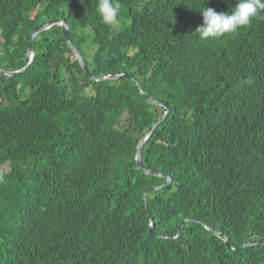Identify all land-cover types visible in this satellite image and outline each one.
I'll return each instance as SVG.
<instances>
[{"label":"trees","instance_id":"16d2710c","mask_svg":"<svg viewBox=\"0 0 264 264\" xmlns=\"http://www.w3.org/2000/svg\"><path fill=\"white\" fill-rule=\"evenodd\" d=\"M203 2L220 12L236 0H120L107 44L85 61L94 77L132 69L140 81L148 69V95L172 99L141 148L170 187L144 198L166 178L144 173L135 149L165 108L55 56L48 32L8 75L66 0H0V264H264V11L200 40ZM96 3L82 0L95 29Z\"/></svg>","mask_w":264,"mask_h":264},{"label":"clouds","instance_id":"9594fccd","mask_svg":"<svg viewBox=\"0 0 264 264\" xmlns=\"http://www.w3.org/2000/svg\"><path fill=\"white\" fill-rule=\"evenodd\" d=\"M71 2L77 3L79 8H74L71 5H65L64 8L68 11L79 12V16L83 18V21L76 20H66V19H53V21H57L58 23H63L66 27L64 34L69 38L68 42L71 43L78 53L81 55L77 46V43L80 44V38L84 36L88 44L92 42V35H96L95 26L92 24L91 18L88 14L82 15L85 11L82 5V0H70ZM121 8L120 0H97L96 3V11L100 16L101 20L98 23H104V25H115L118 20L119 11ZM202 14V24L197 26L195 29V33L199 37L200 40H207L209 38H220L225 34L235 35L238 29L242 27H246L250 25L251 21L258 16L261 11H264V0H236L233 7H231L228 11H220L217 12L211 7H206L203 2V7L199 9ZM34 14V13H33ZM62 30V27L57 26L56 24L53 26H49V29H45L48 35V39L53 42V47H55V51L52 52L55 56H63L64 59L67 60L69 53L67 51L57 52V50H63L64 47L61 45L60 34L57 33L56 30ZM63 31V30H62ZM58 36L60 40V45H57L53 38ZM87 36V37H86ZM35 40V39H34ZM67 42V45H68ZM34 41L32 42V44ZM69 46V45H68ZM70 47V46H69ZM94 52L96 53V49L94 48ZM133 50L130 49L128 52L129 55H132ZM30 56V55H29ZM82 57V55H81ZM29 67L30 62H27ZM60 66H64L65 62L59 61ZM53 65V61L51 63V67ZM23 68V67H22ZM20 68V69H22ZM26 68V69H27ZM163 68V66H162ZM18 69V70H20ZM9 71H17V70H9ZM116 75V73H108L103 76ZM146 79H150L152 76V72L148 69L145 70L144 76ZM172 99L165 101L163 108H165V112L160 116H165V113L170 109L169 105H172ZM0 106H5V102L0 100ZM151 131L148 130L142 138H148ZM149 234V232H148ZM149 235H152L151 233ZM229 244V243H228Z\"/></svg>","mask_w":264,"mask_h":264},{"label":"rangeland","instance_id":"374dc122","mask_svg":"<svg viewBox=\"0 0 264 264\" xmlns=\"http://www.w3.org/2000/svg\"><path fill=\"white\" fill-rule=\"evenodd\" d=\"M65 5H71V6H73L74 8H79V6H78V4L77 3H74V2H71L70 0H66V3L62 6V7H59V9H56V11H55V13H54V15H53V17L51 18V19H49V20H46L45 22H44V24L46 23V22H48V21H51V20H53V19H66V20H76V21H83V18H81L80 16H79V12H73V11H68V10H66L65 8H64V6ZM95 26V25H94ZM97 29H95L96 31V35H97V39H96V41L95 42H91L90 44H89V47L87 48V50H88V52H87V55H84V54H82L81 53V55H82V59H83V61H84V63H85V65H86V68L88 69V67H87V64H86V62L87 61H94L95 60V56L97 55V53H98V51L100 50V48H101V46L103 45V44H107V40H106V38L104 37L105 35H106V33L108 32V30H110V31H112V27L111 26H114V25H104V23H98L97 24ZM38 29H40V27L38 28ZM37 29V30H38ZM57 31V33H59L60 34V36L64 39V43L66 44V46H67V48L70 50V52H68L67 50H65V49H63V50H57V52H62V51H67L69 54L71 53L72 55V57L74 58V59H76L77 61H78V63H79V65L81 66V64H80V62H79V60H78V58H77V56L74 54V52L72 51V49H71V47H69L68 45H67V41H68V37L64 34V32L62 31V30H56ZM46 31L45 30H43V31H40L39 32V34L37 35L38 36V40L40 39V35L42 36V34H44ZM97 32H99V34L100 35H98L97 34ZM36 33V32H35ZM37 36H36V38L35 39H37ZM44 37V36H43ZM43 37H41V38H43ZM104 37V38H103ZM102 38V39H101ZM44 39L45 40H48V35H46L45 37H44ZM100 39V41H98ZM211 39H213V38H209V39H207V40H211ZM84 41H86V38L84 37V36H82L81 38H80V44H79V42L77 43V46H80ZM90 47H92V48H95L96 49V53L94 52V53H92L91 52V49H90ZM34 50V49H33ZM35 52V51H34ZM85 56L87 57V58H85ZM86 61V62H85ZM88 63V65H91V63H89V62H87ZM188 66L189 67H193V65H190V62L188 63ZM81 68H82V66H81ZM165 69V68H164ZM88 71L90 72V74H88V75H90L95 81H104V80H109V81H116V80H121V79H126V80H129V81H132V82H134L135 83V85L137 86V88H138V90H139V93L140 94H142V95H144V96H147V101L149 102V103H151V104H153V105H156V106H164V103H165V101H163V103L162 102H159L158 100H156V99H153L152 97H150L148 94V92H147V90L145 89V85L144 84H146V82H147V77H143L142 79H140V81L138 80V78L136 77V76H134L133 75V71H132V69H130L128 72H117L116 73V75H118V76H120L119 78H117V79H103V78H106V76H98V77H94V76H92L91 75V71L88 69ZM165 71H166V69H165ZM24 72V71H23ZM21 74V73H20ZM62 78H63V81H64V79H67L65 76H64V74H63V76H62ZM91 90L92 89H90V87H87V88H84V91H83V93L84 94H86V95H91ZM165 94L164 93H162V94H158V95H156V98H158V97H163ZM152 101H153V103H152ZM171 102V101H170ZM156 103H158V104H156ZM171 103H173V102H171ZM6 104H8V100H5V105ZM18 108H21V107H25L26 106V104H20V103H18L17 105H16ZM170 110V109H169ZM168 110V111H169ZM168 114V112L165 114V116H164V118L160 121V122H162L164 119H165V117H166V115ZM161 117L159 116L158 118H157V120L152 124V126H151V133H152V131L156 128V126L160 123H157V121L160 119ZM131 121V116H130V114L129 113H125V114H123L122 116H121V121H120V123H119V125H118V128L119 129H122V128H124L125 126H127L128 125V123ZM157 123V124H156ZM156 124V125H155ZM150 133V134H151Z\"/></svg>","mask_w":264,"mask_h":264},{"label":"water","instance_id":"95a60500","mask_svg":"<svg viewBox=\"0 0 264 264\" xmlns=\"http://www.w3.org/2000/svg\"><path fill=\"white\" fill-rule=\"evenodd\" d=\"M56 23H58L57 21H53V20H51V21H48V22H46L45 24H43L41 27H40V29H38L37 31H36V33L34 32L33 34H32V36H31V38H30V40H29V42H28V44H27V48H26V56H27V58H28V62H31L32 60H33V56H34V54H35V52H34V50H33V48H32V42L34 41V39L36 38V36L39 34V32L40 31H43V30H45V29H47V27H49V26H53V25H55ZM62 30H63V32L65 31V28L64 27H62ZM68 42V41H67ZM68 45L71 47V49H72V51L74 52V54L77 56V58H78V60H79V62H80V64H81V66H82V69L84 70V72L86 73V74H90V72L88 71V69L86 68V65H85V63H84V61H83V59H82V57H81V55L78 53V51L76 50V48L71 44V43H69L68 42ZM30 55V56H29ZM27 66H28V64H26L22 69H20V70H17V71H6L7 72V74L8 75H10V76H16V75H18V74H20V73H22L24 70H26V68H27ZM1 70V69H0ZM120 76H118V75H110V76H108V77H106V78H103V79H117V78H119ZM152 103H153V101H152ZM156 104H158V103H156ZM168 112V111H167ZM166 112V113H167ZM165 113V114H166ZM164 118V116H162L158 121H157V123H159L162 119ZM156 123V124H157ZM155 124V125H156ZM142 140H143V138H142ZM142 140L139 142V144H138V146H137V149H136V158H137V163L142 167L143 166V163H142V159H141V152H140V147H141V145H142ZM167 183V182H166ZM145 195V194H144ZM179 231H180V229H179ZM151 232L149 231V234H150ZM226 243H228V239H226Z\"/></svg>","mask_w":264,"mask_h":264},{"label":"bare ground","instance_id":"6f19581e","mask_svg":"<svg viewBox=\"0 0 264 264\" xmlns=\"http://www.w3.org/2000/svg\"><path fill=\"white\" fill-rule=\"evenodd\" d=\"M56 24H59L58 26L59 27H64L65 28V30H66V27H65V25L63 24V23H56ZM48 29H49V27H47ZM62 79V78H61ZM63 81V80H62ZM151 131V130H150ZM147 138H143V140H142V138L139 140V142L142 140V145H143V143L145 142V140H146ZM139 142H138V144H139ZM138 144H137V146H138ZM142 145H141V147H140V152H141V148H142ZM137 146H136V149H137ZM136 149H135V160H136V162H137V158H136ZM141 159H142V154H141ZM142 163H143V160H142ZM141 167V166H140ZM141 168H143V171H144V173H146V174H150V175H157V176H160V177H165L166 179H165V181H164V183L163 184H161V185H159V186H152L151 188H149L148 190H146V192H144V194H143V197L145 198V196H146V193L147 192H149V191H154V190H157V189H160V188H162V187H167V188H169L170 187V182H171V176L170 175H166V174H164V173H156V172H154V171H152L151 169H149V168H145L144 167V163H143V166L141 167ZM167 182V183H166ZM152 225H153V223L151 222V227H152ZM182 225H183V222L182 223H180V225H179V227H178V229H177V233H180V231H181V227H182ZM208 229H210V227H207ZM151 229V228H150ZM179 229H180V231H179ZM150 231V230H149ZM213 231L216 233V234H219V231H217V230H215V229H213ZM151 232V231H150ZM226 239H228L226 236H225V243H226ZM228 243H229V240H228ZM228 243H226L227 245H228Z\"/></svg>","mask_w":264,"mask_h":264},{"label":"flooded vegetation","instance_id":"af4514ba","mask_svg":"<svg viewBox=\"0 0 264 264\" xmlns=\"http://www.w3.org/2000/svg\"><path fill=\"white\" fill-rule=\"evenodd\" d=\"M56 25L58 26L59 24H56ZM86 37H87V36H86ZM88 47H89L88 42H87V41H84V42L78 47V49H79V51H80L82 54L87 55V52H88L87 48H88ZM90 49H91V52L94 53V48L90 47ZM57 67H58V66L55 65V64L53 63L52 68L57 69ZM62 80H63V78H62Z\"/></svg>","mask_w":264,"mask_h":264}]
</instances>
